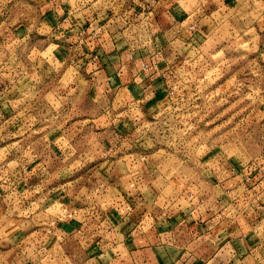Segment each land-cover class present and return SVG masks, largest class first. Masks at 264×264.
<instances>
[{
	"label": "rangeland",
	"instance_id": "rangeland-1",
	"mask_svg": "<svg viewBox=\"0 0 264 264\" xmlns=\"http://www.w3.org/2000/svg\"><path fill=\"white\" fill-rule=\"evenodd\" d=\"M157 1L109 0L103 18L108 17L101 20L106 21L105 32L87 18L77 19L81 28L65 35L64 28L47 16L52 13L49 0H0V190L11 183L4 170L20 169L44 149L46 155L48 144L60 146V154H65L60 156L62 164L74 165L88 153V143L94 147L105 137L110 143L108 159L122 157V169L135 177L125 186L134 188L132 184L139 183L146 188V197L147 193L157 197L155 207L162 212L209 213L227 170L251 166L247 173L264 177V47L259 37L264 11L259 3L246 8L243 0H231V9L239 11H231V29L227 24L216 29L211 19L197 24L190 18L189 31H199L200 47L176 60L171 70L162 55L155 57L149 73L162 78L154 84L162 95L155 98L158 102L150 113L130 110L132 104H112L110 93L100 102L101 93L109 89L91 73L97 66L83 65L84 60L76 63L77 56L75 64L69 65L73 47L107 48L115 26L132 23L130 17L121 21L120 9L134 8V15H140L151 11ZM206 1L172 0L169 5L192 12ZM146 23L154 25L153 20ZM142 25L128 31L130 40L133 37L141 44L160 40ZM62 92H70L69 97H54ZM25 122L27 128L21 124ZM7 155L10 160H5ZM94 155H99L98 150ZM68 180L67 175L61 176L60 185ZM46 181L45 188L58 180ZM67 187L60 188V197L67 194L62 192ZM108 195L112 198L113 192L108 190ZM3 199L0 204L19 212L18 202L11 206ZM70 199H61L60 204L67 205ZM224 213L235 214L231 209Z\"/></svg>",
	"mask_w": 264,
	"mask_h": 264
},
{
	"label": "crops",
	"instance_id": "crops-1",
	"mask_svg": "<svg viewBox=\"0 0 264 264\" xmlns=\"http://www.w3.org/2000/svg\"><path fill=\"white\" fill-rule=\"evenodd\" d=\"M170 2L158 0L151 11L140 15H134V8L120 9L121 21L130 17L132 23L123 28L115 26L117 31L106 43L107 48H72L74 55L69 65L75 64L77 56L76 63L84 60L83 65L97 66V71L94 68L91 73L108 87L99 100L110 93L112 104H132L130 110L150 113L158 102L155 98L162 95V90L154 85L162 78L150 77L149 73L153 72L150 64L155 57L162 55L166 69L171 70L176 60L191 56L200 47L196 41L199 31H189L190 18L197 24L211 19L216 29L226 24L231 29V11L239 13L231 9V0H207L192 12L169 5ZM243 2L246 8L259 3L264 11V0ZM108 3L109 0H49L52 13L47 16L59 24L58 28H64L61 32L65 35L81 28L77 19L87 18L105 32L107 24L101 20L108 17L103 18L108 15ZM151 20L154 25L146 23ZM141 25L160 40L154 38L153 44H141L133 37L130 40L128 31ZM259 33L263 48L264 27ZM69 94L55 93L54 97L65 98ZM88 96L87 93L84 97ZM21 124L27 128L29 123ZM100 141L94 147L88 143V153L74 160V165L62 164L60 156L65 154H60L59 145L56 148L50 143L46 155L44 149L19 165L20 169L3 171L11 183L1 185L0 197L5 203L9 201L7 205L18 202L19 212L1 203L2 210L0 204V264H264V177L247 173L251 166L240 171L227 170V178L219 180L218 196L209 213L170 214L157 210V197L152 193L146 197V188L139 183H133L134 188L125 186L129 178L135 177L122 169V157L115 156L116 162L108 159V139ZM97 150L99 155H94ZM10 157L7 155L5 160ZM112 164L117 165L109 168ZM63 174L71 180L60 185L61 176L66 177ZM81 178L82 181L76 180ZM47 179L58 181H51L45 188ZM65 186L69 187L62 192L67 194L60 197L59 190ZM108 190L113 192L112 198ZM67 198H71L67 205L60 204L61 199L65 202ZM55 205L61 208L48 212ZM227 209L234 211L233 217L225 216ZM243 225L245 230L241 229ZM216 228L221 231L216 232Z\"/></svg>",
	"mask_w": 264,
	"mask_h": 264
}]
</instances>
